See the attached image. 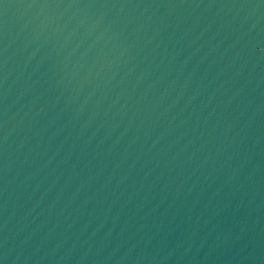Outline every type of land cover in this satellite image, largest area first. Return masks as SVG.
Instances as JSON below:
<instances>
[{"label": "water", "instance_id": "water-1", "mask_svg": "<svg viewBox=\"0 0 264 264\" xmlns=\"http://www.w3.org/2000/svg\"><path fill=\"white\" fill-rule=\"evenodd\" d=\"M0 264H264V0H0Z\"/></svg>", "mask_w": 264, "mask_h": 264}]
</instances>
